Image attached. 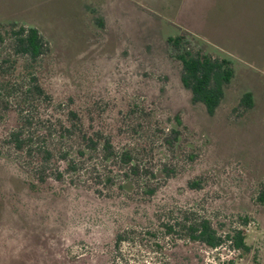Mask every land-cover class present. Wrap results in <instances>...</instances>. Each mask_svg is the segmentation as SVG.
Instances as JSON below:
<instances>
[{
    "label": "rangeland",
    "instance_id": "374dc122",
    "mask_svg": "<svg viewBox=\"0 0 264 264\" xmlns=\"http://www.w3.org/2000/svg\"><path fill=\"white\" fill-rule=\"evenodd\" d=\"M79 1L0 0V20L37 22ZM134 1L163 19V31L172 32L173 23L190 32L192 52L232 60L224 97L211 115L192 102L174 52L144 14L133 39L117 46L108 37L88 51L89 59L49 56L42 78L54 96L86 101L89 121L103 126L114 149H128L143 170L166 164L171 172L145 179L151 193L142 191L138 174L122 188L124 167L117 160L112 181L95 184L100 193L52 180L30 188L14 155L0 156V264H264V202L257 199L264 190V0ZM96 54L100 63L92 60ZM246 91L250 108L240 102ZM172 127L174 139L167 137ZM202 219L222 236L243 230L250 251L229 241L209 249L191 240L187 226ZM168 220L175 231L164 227ZM117 233L125 236L119 244Z\"/></svg>",
    "mask_w": 264,
    "mask_h": 264
},
{
    "label": "trees",
    "instance_id": "16d2710c",
    "mask_svg": "<svg viewBox=\"0 0 264 264\" xmlns=\"http://www.w3.org/2000/svg\"><path fill=\"white\" fill-rule=\"evenodd\" d=\"M131 1L132 5H122L120 0L109 5L107 0H80L72 7L66 6L67 9H52L47 19L44 16L37 22L18 25L15 18L0 20V144L8 150L3 154L0 149V156L14 155L12 161L28 175L30 188L52 180L75 188L83 183L100 193L95 184L112 181V168L117 160L124 167L120 172L122 188L131 187V175L138 174L143 181L142 191L151 193L155 189L145 179L160 173L169 176L171 172L166 164L143 170L131 160L128 149L122 148L120 152L114 149L112 136L103 126L89 121L92 118L86 101L76 102L71 94L54 96L42 78L44 63L51 55L57 62L73 59L72 53L83 58L89 50L95 52V45H105L108 37L118 46L116 41L134 38L130 32H136L135 25L144 14L153 18L164 46L174 52L180 66V82L189 91L192 102L202 104L211 115L224 97L225 87L233 77L232 60L192 52L187 45V30L171 23L172 32L163 31L159 27L161 17ZM41 22L51 23L52 30L45 31L50 26L43 27ZM96 55L92 60L100 63L102 55ZM240 102L252 107V93L244 92ZM175 121L181 123L178 115ZM171 133L174 135L167 137L174 139L178 134L175 127ZM257 199L264 202V190ZM246 221L243 217L242 223ZM163 225L167 231H175L176 223L168 220ZM187 229L191 240L209 249H216L225 241L241 252L251 249L245 233L238 228H231L222 236L208 220L202 219L189 224ZM114 239L119 244L125 236L117 233Z\"/></svg>",
    "mask_w": 264,
    "mask_h": 264
},
{
    "label": "crops",
    "instance_id": "0c3cea01",
    "mask_svg": "<svg viewBox=\"0 0 264 264\" xmlns=\"http://www.w3.org/2000/svg\"><path fill=\"white\" fill-rule=\"evenodd\" d=\"M263 230H264V227H263ZM262 233H264V232H262Z\"/></svg>",
    "mask_w": 264,
    "mask_h": 264
}]
</instances>
